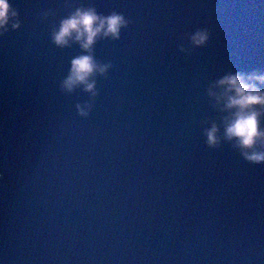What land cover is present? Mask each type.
<instances>
[{"label": "water", "instance_id": "95a60500", "mask_svg": "<svg viewBox=\"0 0 264 264\" xmlns=\"http://www.w3.org/2000/svg\"><path fill=\"white\" fill-rule=\"evenodd\" d=\"M75 2L12 0L0 36V264H264V164L204 137L209 82L264 69V0H94L130 20L94 46V98L61 88L84 50L51 40Z\"/></svg>", "mask_w": 264, "mask_h": 264}, {"label": "clouds", "instance_id": "9594fccd", "mask_svg": "<svg viewBox=\"0 0 264 264\" xmlns=\"http://www.w3.org/2000/svg\"><path fill=\"white\" fill-rule=\"evenodd\" d=\"M72 10L55 24L51 40L57 47L78 43L83 53L71 60L67 76L61 88L72 92L83 86L94 98L98 95L97 75H106L113 67L111 61L101 62L94 54V46L101 39L119 40L130 20L118 11L108 14L98 11L94 0H76ZM22 21L12 0H0V36L12 29H19ZM208 28H197L188 34L187 44L191 48L205 46L210 40ZM184 51V45L180 46ZM207 95L215 102L221 113V124L215 120L204 129L205 143L217 148L222 141L231 143L242 158L253 164H264V69L227 71L207 85ZM93 103L77 104L78 114L87 117ZM4 172L0 171V178Z\"/></svg>", "mask_w": 264, "mask_h": 264}]
</instances>
